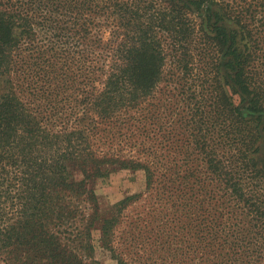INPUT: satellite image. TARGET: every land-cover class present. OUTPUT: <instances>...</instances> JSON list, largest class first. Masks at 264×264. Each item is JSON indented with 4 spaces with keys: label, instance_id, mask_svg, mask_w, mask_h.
Instances as JSON below:
<instances>
[{
    "label": "trees",
    "instance_id": "1",
    "mask_svg": "<svg viewBox=\"0 0 264 264\" xmlns=\"http://www.w3.org/2000/svg\"><path fill=\"white\" fill-rule=\"evenodd\" d=\"M109 166L145 173L127 225ZM94 233L117 264H264V0H0V262L101 264Z\"/></svg>",
    "mask_w": 264,
    "mask_h": 264
},
{
    "label": "rangeland",
    "instance_id": "2",
    "mask_svg": "<svg viewBox=\"0 0 264 264\" xmlns=\"http://www.w3.org/2000/svg\"><path fill=\"white\" fill-rule=\"evenodd\" d=\"M238 1V0H237ZM108 34L105 33V37ZM109 173L104 177L96 179L93 183V188L95 190L99 209L101 215L107 213L110 208L117 202L133 195H144V199L131 207L128 210L125 225L129 224L131 221L138 219V216L144 213L145 207H151L152 203L146 198V177L143 170H125L116 168L115 166H109ZM76 180H81L82 175L75 174ZM146 195V196H145ZM147 202V203H146ZM93 245L95 247L94 259L101 264H117L116 260L111 258L108 251L104 250L98 243V234H93ZM0 264H5L1 263Z\"/></svg>",
    "mask_w": 264,
    "mask_h": 264
}]
</instances>
